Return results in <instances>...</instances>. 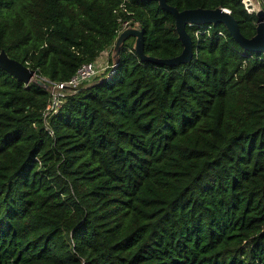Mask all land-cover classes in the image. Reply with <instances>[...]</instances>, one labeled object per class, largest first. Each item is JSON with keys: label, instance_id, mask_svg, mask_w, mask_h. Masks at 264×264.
<instances>
[{"label": "trees", "instance_id": "16d2710c", "mask_svg": "<svg viewBox=\"0 0 264 264\" xmlns=\"http://www.w3.org/2000/svg\"><path fill=\"white\" fill-rule=\"evenodd\" d=\"M166 3L226 9L245 38L258 22L241 0ZM124 23L146 56L181 53L148 0H0V51L63 82L112 65ZM186 31L189 63H143L129 38L47 116L49 93L0 69V264H264V54Z\"/></svg>", "mask_w": 264, "mask_h": 264}, {"label": "water", "instance_id": "95a60500", "mask_svg": "<svg viewBox=\"0 0 264 264\" xmlns=\"http://www.w3.org/2000/svg\"><path fill=\"white\" fill-rule=\"evenodd\" d=\"M148 1L157 2L161 10L172 15L177 39L182 45L181 53L171 59H157L146 56L144 54V31L140 24H134L123 29L114 42L110 53L113 70L118 65L121 48L129 38L134 40L132 49L137 58L143 63H153L167 67H178L189 63L193 56L192 40L186 31V26L189 25L215 26L221 24L242 50L251 53L264 54V10L261 8L255 13L258 22L256 24L254 35L251 38H245L240 33L238 23L226 9L218 7L215 9L197 8L178 11L176 8L169 6L166 3V0ZM0 69L25 85H28L35 78V71L33 69L9 58L4 50L0 51ZM104 80L108 79L106 78ZM34 82L38 86H43V82L39 79H35ZM89 86L81 87L78 91H82Z\"/></svg>", "mask_w": 264, "mask_h": 264}, {"label": "built area", "instance_id": "2783aa9c", "mask_svg": "<svg viewBox=\"0 0 264 264\" xmlns=\"http://www.w3.org/2000/svg\"><path fill=\"white\" fill-rule=\"evenodd\" d=\"M245 10L249 14L256 13V11L260 8L259 3L256 0H241ZM257 5V7H255ZM229 12V11H228ZM128 26L127 23H124L119 30V33ZM192 26V25H189ZM198 32L196 33V35ZM219 36H222L219 33ZM101 55L107 58L108 53L104 52ZM100 64V63H99ZM101 67V68H100ZM112 68V65H108V61L105 66L98 65L95 63H87L82 65L77 72L69 78L67 81L63 82H54L48 79H42L43 88L49 93L50 102L47 104L45 108V116L49 113L55 114L61 106L62 99L70 94H74L82 85L92 81L96 76L101 74L104 70ZM51 135V132H49Z\"/></svg>", "mask_w": 264, "mask_h": 264}, {"label": "rangeland", "instance_id": "374dc122", "mask_svg": "<svg viewBox=\"0 0 264 264\" xmlns=\"http://www.w3.org/2000/svg\"><path fill=\"white\" fill-rule=\"evenodd\" d=\"M256 2H258L257 0H256ZM259 3V2H258ZM259 5V7L262 9V7H261V3H259L258 4ZM255 7H257V5H255ZM262 10H264V9H262ZM106 58H104V56L103 55H100L99 57H98V59H97V61H99V63L101 64V66H105V64L107 63V61L105 60ZM101 77H103V75H98V77H97V79L98 78H101ZM35 79H37V78H34V80H32V82H34L35 81ZM39 80H41V79H39ZM31 83V82H30Z\"/></svg>", "mask_w": 264, "mask_h": 264}, {"label": "crops", "instance_id": "0c3cea01", "mask_svg": "<svg viewBox=\"0 0 264 264\" xmlns=\"http://www.w3.org/2000/svg\"><path fill=\"white\" fill-rule=\"evenodd\" d=\"M104 58H106V57H104ZM105 60L107 61V58Z\"/></svg>", "mask_w": 264, "mask_h": 264}]
</instances>
